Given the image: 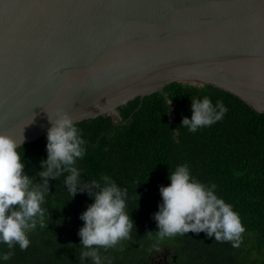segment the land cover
Here are the masks:
<instances>
[{
  "label": "water",
  "instance_id": "water-1",
  "mask_svg": "<svg viewBox=\"0 0 264 264\" xmlns=\"http://www.w3.org/2000/svg\"><path fill=\"white\" fill-rule=\"evenodd\" d=\"M173 82L264 112V0H0V134L21 145L57 112L77 123Z\"/></svg>",
  "mask_w": 264,
  "mask_h": 264
},
{
  "label": "trees",
  "instance_id": "trees-1",
  "mask_svg": "<svg viewBox=\"0 0 264 264\" xmlns=\"http://www.w3.org/2000/svg\"><path fill=\"white\" fill-rule=\"evenodd\" d=\"M204 96L213 104L222 100L228 112L221 121L191 133L180 126L181 120L190 118V100ZM75 124L85 140V155L76 164L81 178L99 181L107 175L127 189L126 211L134 227L127 240L100 251L104 264H162L165 253L167 264H264V112L209 83L173 82L161 93L137 97ZM45 145L46 135L18 149L27 175L35 178L40 171ZM181 164L198 181L215 184V194L239 214L245 227L239 247L203 232L157 240L152 215L161 202L158 189L169 184V172ZM63 180H49L44 226L38 223L28 233L29 247L21 251L15 246L0 264H81L79 215L93 201L84 192L71 198ZM7 252L0 244V256Z\"/></svg>",
  "mask_w": 264,
  "mask_h": 264
},
{
  "label": "clouds",
  "instance_id": "clouds-1",
  "mask_svg": "<svg viewBox=\"0 0 264 264\" xmlns=\"http://www.w3.org/2000/svg\"><path fill=\"white\" fill-rule=\"evenodd\" d=\"M190 101V118H182L180 126L191 133L221 121L228 112L222 100L213 104L204 96ZM48 119L46 159L39 162L40 171L35 178L24 172L25 164L18 151L22 135L17 141L0 134V244L9 249L0 256V261L8 260L15 246L21 251L29 247L28 233L38 223L44 226L42 205L49 194V180L64 176L63 185L71 198L84 192L93 201L79 215L83 221L77 232L82 248L79 260L81 264L86 260L104 264L100 251L115 248L127 240L134 227L126 211L127 189L119 187L107 175L99 181L83 180L82 170L76 166L86 151L80 129L65 112H57L55 118ZM167 179L169 184L158 189L161 202L152 215L158 241L188 232H203L217 242H230L233 247H239L245 227L232 205L215 194V184L198 181L187 164L177 165Z\"/></svg>",
  "mask_w": 264,
  "mask_h": 264
},
{
  "label": "flooded vegetation",
  "instance_id": "flooded-vegetation-1",
  "mask_svg": "<svg viewBox=\"0 0 264 264\" xmlns=\"http://www.w3.org/2000/svg\"><path fill=\"white\" fill-rule=\"evenodd\" d=\"M152 259H154V258H152ZM162 264H166V262L164 261Z\"/></svg>",
  "mask_w": 264,
  "mask_h": 264
},
{
  "label": "rangeland",
  "instance_id": "rangeland-1",
  "mask_svg": "<svg viewBox=\"0 0 264 264\" xmlns=\"http://www.w3.org/2000/svg\"><path fill=\"white\" fill-rule=\"evenodd\" d=\"M159 264H161V263L159 262Z\"/></svg>",
  "mask_w": 264,
  "mask_h": 264
}]
</instances>
